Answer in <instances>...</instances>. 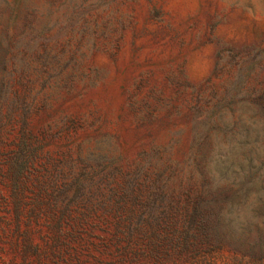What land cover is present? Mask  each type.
I'll list each match as a JSON object with an SVG mask.
<instances>
[{
	"label": "rangeland",
	"instance_id": "1",
	"mask_svg": "<svg viewBox=\"0 0 264 264\" xmlns=\"http://www.w3.org/2000/svg\"><path fill=\"white\" fill-rule=\"evenodd\" d=\"M195 203L264 249V0H0V264H103L69 235L120 216L189 264Z\"/></svg>",
	"mask_w": 264,
	"mask_h": 264
},
{
	"label": "trees",
	"instance_id": "2",
	"mask_svg": "<svg viewBox=\"0 0 264 264\" xmlns=\"http://www.w3.org/2000/svg\"><path fill=\"white\" fill-rule=\"evenodd\" d=\"M164 155L159 154L158 159H162ZM163 163V162H162ZM174 161L165 166V169L161 171L163 173L166 169L173 166ZM161 173L157 174L156 180H160ZM193 182H201V185L208 186L209 179L204 169L201 170L199 177L191 178ZM209 213L206 211V208H202V205L199 203H195L192 205L189 210L188 216L184 220V234L182 236V243L185 249L184 260L189 264H215L217 261L218 255H223L226 251L231 252L234 257V261H237V264H242L245 257H248V260L243 263H251L256 260L264 261V249L262 245L257 244L256 242H252L250 236H245L243 239L239 237H232L230 233H227L223 229L220 228V222L222 218L218 213L216 216L213 215L212 218L208 215ZM211 214V213H210ZM87 220H81L78 223H85ZM103 223L109 225H113V231L110 229L102 230L109 232L111 235L107 240L103 239V235L93 233V230L96 228V222H91L90 228L91 231H81L77 233H73L69 235V239L73 242L81 244V248L75 249L76 258L79 259V255L83 254V249H88L89 244H92L96 249H100L108 256H110L111 260L105 261L101 259H97L94 257L96 261L103 264H139L140 254L137 249L138 238L140 232V221L135 216H120L113 217L112 219H106ZM164 228V226L162 227ZM88 232L86 235L83 234ZM183 231L180 233L182 234ZM100 238V241H95L94 238ZM181 238V235H178ZM65 238L67 235L63 233H58L54 235L52 238L54 241V245L60 243V241L66 242ZM161 238H166L165 236ZM238 238V239H237ZM239 241L236 244L234 240ZM171 243V241H169ZM168 243V244H169ZM165 244V241L162 242ZM179 246L180 240H176L172 242L171 245ZM165 251L168 253V249L160 250V252ZM181 251L177 253L181 258ZM64 253H69L66 251ZM160 255L159 257H163L164 262L175 258L172 254ZM240 255V257H238ZM45 258L52 259L54 256H57L60 259H65L63 253H56L54 249L48 251H44ZM177 260L174 259V263ZM165 264V263H163Z\"/></svg>",
	"mask_w": 264,
	"mask_h": 264
}]
</instances>
